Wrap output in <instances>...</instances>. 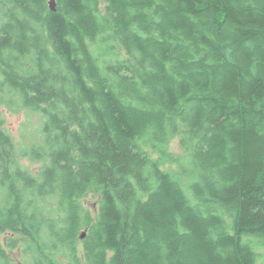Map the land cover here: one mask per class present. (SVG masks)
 Returning a JSON list of instances; mask_svg holds the SVG:
<instances>
[{
	"label": "trees",
	"instance_id": "obj_1",
	"mask_svg": "<svg viewBox=\"0 0 264 264\" xmlns=\"http://www.w3.org/2000/svg\"><path fill=\"white\" fill-rule=\"evenodd\" d=\"M15 98L44 117L23 151L42 164L0 111V264L20 245L24 264H257L264 0H0V105Z\"/></svg>",
	"mask_w": 264,
	"mask_h": 264
},
{
	"label": "rangeland",
	"instance_id": "obj_2",
	"mask_svg": "<svg viewBox=\"0 0 264 264\" xmlns=\"http://www.w3.org/2000/svg\"><path fill=\"white\" fill-rule=\"evenodd\" d=\"M92 51L95 52V49L92 48ZM15 104L3 103L0 105V111L4 119V128L10 133L14 139L17 151L19 153V159L32 170V172H37L42 164L41 161L31 160L27 155L23 154L24 150H29L35 143L42 142V125L44 117L39 113L33 110H30L23 105L17 104V99L15 98ZM169 150L175 155L179 156L183 162L188 164V158L186 152L182 149L179 143L178 137H173L170 141ZM164 169L171 171L183 181L185 187H187L189 175L182 174L181 167L177 163H166L162 166ZM99 197L97 193L90 192L87 194L81 201V204L84 205L85 209L94 211ZM53 205H55L53 203ZM20 235L12 232L4 233L2 238L8 240L10 238H18ZM255 245L257 251V264H264V245L255 238H248ZM18 243H22V240L18 238ZM11 250L12 264H24L26 257L22 251V246L19 248H13Z\"/></svg>",
	"mask_w": 264,
	"mask_h": 264
},
{
	"label": "water",
	"instance_id": "obj_3",
	"mask_svg": "<svg viewBox=\"0 0 264 264\" xmlns=\"http://www.w3.org/2000/svg\"><path fill=\"white\" fill-rule=\"evenodd\" d=\"M48 4L51 10L56 11V0H48ZM85 236V232L81 234V237L83 238Z\"/></svg>",
	"mask_w": 264,
	"mask_h": 264
}]
</instances>
